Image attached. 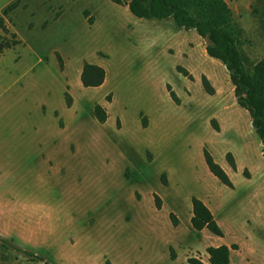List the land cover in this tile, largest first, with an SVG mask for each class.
I'll use <instances>...</instances> for the list:
<instances>
[{
  "label": "rangeland",
  "instance_id": "rangeland-1",
  "mask_svg": "<svg viewBox=\"0 0 264 264\" xmlns=\"http://www.w3.org/2000/svg\"><path fill=\"white\" fill-rule=\"evenodd\" d=\"M225 1L250 72L264 0ZM6 20L0 43L18 42L0 53V236L16 248L0 243V264H209L220 239L243 247L230 264H264L262 144L203 38L111 0H19ZM83 62L103 84L81 85ZM192 197L210 200L223 238L192 228Z\"/></svg>",
  "mask_w": 264,
  "mask_h": 264
},
{
  "label": "trees",
  "instance_id": "trees-1",
  "mask_svg": "<svg viewBox=\"0 0 264 264\" xmlns=\"http://www.w3.org/2000/svg\"><path fill=\"white\" fill-rule=\"evenodd\" d=\"M121 3L120 0H113ZM19 4L14 0L3 7L0 14V39L2 33H8L6 16ZM128 10L139 18H172L178 27L188 30L193 29L205 43V51L209 57L221 62L225 67L229 80L233 85V93L238 106L244 108L249 117L251 126L262 144L261 154L264 157V55L253 63L250 72L247 71L243 56L236 38L237 28L232 17V11L225 0H129L126 2ZM86 10L84 11V13ZM91 22V21H90ZM11 41L0 43V53L16 44V34L9 33ZM14 38V39H13ZM185 76L190 74L183 68H178ZM105 70L103 67L83 62L80 72V82L83 87H96L103 83ZM205 79V78H204ZM172 101L178 98L170 85H166ZM69 103L70 99H66ZM95 119L103 123L107 114L105 108L95 104L93 108ZM143 125V123H142ZM203 159L208 170L224 185L232 187V182L225 170L214 160L208 150L203 149ZM226 155H229L228 153ZM233 166V163H232ZM156 207L159 205L155 202ZM192 215L190 224L193 229H207L210 233L223 236V230L213 217L210 209L204 202L191 198ZM173 214L170 213V216ZM175 222V220H172ZM0 243L4 248H16L7 239L0 236ZM236 244L207 246L209 264H229L230 249ZM173 258V257H171ZM40 260L42 258H39ZM188 264H204L194 257L187 258Z\"/></svg>",
  "mask_w": 264,
  "mask_h": 264
},
{
  "label": "crops",
  "instance_id": "crops-1",
  "mask_svg": "<svg viewBox=\"0 0 264 264\" xmlns=\"http://www.w3.org/2000/svg\"><path fill=\"white\" fill-rule=\"evenodd\" d=\"M111 1H113V0H111ZM129 0H126L125 2H123V3H120V4H123L125 7H127V5H126V2H128ZM128 8V7H127ZM163 19H165V20H163V21H170V19H172V18H163ZM173 20V19H172ZM174 21V20H173ZM159 23H161V21H154V23L153 24H159ZM171 23V22H170ZM200 39H202L201 37H200ZM200 39H197V42H199V40ZM90 63V62H89ZM83 64V63H82ZM94 64V63H93ZM100 66V65H99ZM81 68H82V65H81ZM81 68H80V72H81ZM104 69V68H103ZM105 70V69H104ZM80 72H79V79H80ZM105 78H106V72H105ZM105 80V79H104ZM104 82V81H103ZM81 83V82H80ZM103 84V83H102ZM82 85V84H81ZM100 86V85H99ZM143 126V125H142ZM144 126H146V125H144ZM229 176V175H228ZM232 185H233V187H231L232 189L234 188V184H233V182H232ZM203 202H204V204L210 209V211H211V213L213 214V217H214V219L216 220V222L218 223V225H219V221L217 220V218L215 217V215H214V213H213V209H212V207H211V202H210V200L207 198V199H201ZM192 209V208H191ZM191 215H192V210H191V212L188 214V217H189V220H190V217H191ZM220 226V225H219ZM223 230V229H222ZM224 232V231H223ZM220 238H223V236H220ZM222 244H224V245H227L228 247L231 245V244H236L238 247H237V249L235 250V249H230V254L231 253H234V256L235 255H237V256H240V254H241V248H243L242 247V245L241 244H239V243H237V242H231V243H224V241H223V239H220V240H218V242L217 243H215L214 245H209V246H218V245H222ZM207 247V246H206ZM241 259V258H240ZM231 262V261H230ZM230 262H229V264H230Z\"/></svg>",
  "mask_w": 264,
  "mask_h": 264
}]
</instances>
